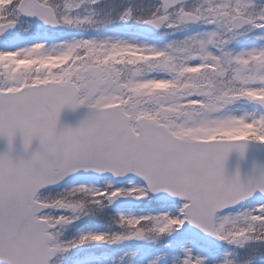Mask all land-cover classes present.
<instances>
[{"label":"snow or ice","instance_id":"obj_1","mask_svg":"<svg viewBox=\"0 0 264 264\" xmlns=\"http://www.w3.org/2000/svg\"><path fill=\"white\" fill-rule=\"evenodd\" d=\"M113 4L0 0V38L33 21L85 34L117 20L173 36L194 25L207 29L163 45L80 35L52 46L0 49V138L9 148L0 155V264H50L84 249L93 251L82 264H206L191 247L167 250L171 244L164 242L186 225L234 249L222 264H251L264 250V169L243 182L239 172L227 177L225 165L232 153L243 159L249 144L264 146V100L255 98L264 96V47L227 49L242 29L264 30V8L255 0H200L195 6L159 0L142 15L123 7L114 20L99 7ZM238 104L251 111L233 114ZM82 106L91 115L58 131L61 112ZM242 128L252 134L212 138ZM18 133L25 151L39 141L30 158L11 156ZM79 173L111 179L103 187L79 183L56 196L40 194ZM121 200L156 206L139 215L118 213L106 229L84 226L60 240L70 226L103 217ZM237 206L248 209L233 215ZM129 244L165 250L125 251ZM240 252L249 258L239 259Z\"/></svg>","mask_w":264,"mask_h":264},{"label":"rangeland","instance_id":"obj_2","mask_svg":"<svg viewBox=\"0 0 264 264\" xmlns=\"http://www.w3.org/2000/svg\"><path fill=\"white\" fill-rule=\"evenodd\" d=\"M124 1V0H121ZM126 1V0H125ZM255 3L257 5V8H264L262 6H260L257 3V0H255ZM198 4V3H196ZM196 4L192 5L195 6ZM155 7H150V6H145V10L147 12H150L154 9ZM27 29L30 30L29 33V37L25 38V37H14L8 41H1L0 42V49H4L7 47H23V46H30L33 43H46L49 46H52L54 44H56L58 41L56 39V37L47 34L46 32L41 33L38 32L36 27H28V25H26ZM127 30V31H126ZM133 29H127L124 28V31H122V34L120 36H112V37H119L122 39H137V41L139 42H148V43H156L158 45H163L166 43H169L172 40L178 39L176 36L173 35H168L166 33H164V35L162 37H159L157 39H148L145 37H142L141 35L135 34L132 31ZM207 29H205L204 27L200 26L198 28L195 29H187L186 31H184V34H186L187 36H191L193 34L199 33V32H203L206 31ZM183 33V32H182ZM182 33H178V35L182 34ZM251 33L245 32V34L239 35L237 37V39L231 43L228 46L229 51H232L234 53H238L240 51L243 50H247V49H251V48H259V47H264V40H262L261 42H257V40L253 39L250 40L249 36ZM111 35V34H110ZM109 35V36H110ZM88 36H92V35H88ZM98 36H105V33H101ZM247 43H251L249 46H247ZM54 63L53 64H49L48 67H54ZM156 87H164L163 85H157ZM255 98H264V96H258ZM228 110H226L227 112ZM233 114L235 115H240L245 111H251V109L248 106H245L243 104H238V105H233L231 107L230 110ZM225 113H219L218 115H223ZM207 118V115H205L204 117H197V119H204ZM252 134V130L251 128H242V129H236V130H232V131H227V132H219L213 135L212 138H215L216 135H219L222 138H229V139H237V138H245L246 136ZM105 183V181L103 182H96L93 183L96 187H103V184ZM74 186V185H72ZM69 186L67 188H65L63 191H66L68 188L72 187ZM61 193V192H60ZM57 195V194H56ZM55 195V196H56ZM154 207L151 206L150 203H148L147 207L144 205L141 208L138 209H134V210H127V211H122V213H133V214H142L145 212H148L150 210H152ZM238 210H234L231 211L233 215L236 214ZM121 213V212H118ZM115 213V216L118 214ZM228 214V212L222 213L219 215V217H222L224 215ZM86 218L84 220H82L81 222L77 223L76 225L72 226L71 228H68L63 235L60 237V239H62V241H67L70 240L72 238H74L75 236L78 235L79 230L82 228L83 225L86 224ZM113 230H117L115 228H113ZM176 237L178 238V241L181 240L180 235H176ZM174 237H171L170 239H173ZM184 246H188L191 247L193 249V252L195 254H198L200 256L206 257V264H222L225 256H227L230 252L227 250H220V251H212L209 248H207L204 245L201 244H197V242L190 240L189 238H187L186 236L184 237V239L182 240V244ZM174 246L176 247L174 250H172L173 252H178L180 249V246ZM228 247V249H233L232 247L226 245ZM135 248H147L144 245H137V244H132L129 247H127V250L129 249H135ZM148 249V248H147ZM152 251H156L159 250L158 248H152L150 249ZM234 250V249H233ZM92 252L90 249H84V250H76L73 251L67 258H63V259H59L56 260L53 264H82V262L84 261L85 257H87L89 255V253ZM98 254V253H97ZM264 264V263H262Z\"/></svg>","mask_w":264,"mask_h":264},{"label":"water","instance_id":"obj_3","mask_svg":"<svg viewBox=\"0 0 264 264\" xmlns=\"http://www.w3.org/2000/svg\"><path fill=\"white\" fill-rule=\"evenodd\" d=\"M188 1H191V0H188ZM90 115H91V110L84 106L80 107L79 109L75 111H73L70 108H65L61 112V115L59 118L58 131L59 129L64 128V127H71L74 129L82 121L87 119ZM39 149H40L39 141L33 140L29 149L25 151L23 147V138L18 133L13 140L11 156L13 160H18L20 158L27 159V158H30L31 155L34 154ZM8 151H9V148H8V143H7L6 138H0V155ZM260 169H264V146L256 145V144H249L247 147L246 154L243 159H241L236 153L230 154L226 162V165H225V174L227 177H234L237 174V172H239L241 180L243 182H247V180L250 178L258 177ZM102 178H111V177L98 178L94 174H91V173H88V174L79 173L74 180H69L68 182L76 181V180H93V179H102ZM121 182H125V181H121ZM257 197H259V193H257ZM253 200H256V198L254 197ZM260 201H264V199ZM184 230L189 235L194 236L214 247H219L220 245L219 241L215 240L212 237L204 235L199 230L194 229L190 226L186 225Z\"/></svg>","mask_w":264,"mask_h":264}]
</instances>
